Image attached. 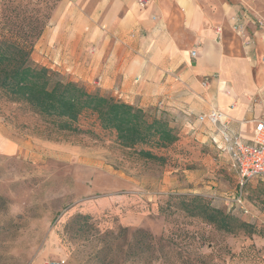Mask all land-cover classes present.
Masks as SVG:
<instances>
[{
    "label": "rangeland",
    "instance_id": "obj_1",
    "mask_svg": "<svg viewBox=\"0 0 264 264\" xmlns=\"http://www.w3.org/2000/svg\"><path fill=\"white\" fill-rule=\"evenodd\" d=\"M53 1L0 0L7 7L0 25L6 15L40 18ZM209 1L238 5L264 27V0ZM0 122L27 149L25 156H0V264H264V180L243 187L241 210L228 201L238 180L222 166L207 164L208 175L194 182L178 170L168 184L177 155L170 152L163 166L140 159L115 145L89 112L79 118L80 134L56 132L0 100ZM192 195L260 235H228L187 217L174 197Z\"/></svg>",
    "mask_w": 264,
    "mask_h": 264
},
{
    "label": "crops",
    "instance_id": "obj_2",
    "mask_svg": "<svg viewBox=\"0 0 264 264\" xmlns=\"http://www.w3.org/2000/svg\"><path fill=\"white\" fill-rule=\"evenodd\" d=\"M32 61L89 92L168 117L180 135L179 162L193 165L169 171L168 184L178 170L185 182L208 175L207 164L238 180L220 133L198 116L217 109L248 143L254 121L264 119V28L238 5L61 0ZM2 127L0 156H25L27 149Z\"/></svg>",
    "mask_w": 264,
    "mask_h": 264
},
{
    "label": "trees",
    "instance_id": "obj_3",
    "mask_svg": "<svg viewBox=\"0 0 264 264\" xmlns=\"http://www.w3.org/2000/svg\"><path fill=\"white\" fill-rule=\"evenodd\" d=\"M60 1L54 0L40 18L22 16L18 21L19 15L15 14L14 17L6 15L2 21L0 100L21 107L25 113L40 118L56 132L80 134L79 118L89 112L95 116L101 130L112 134L115 145L145 161L167 165L170 161L168 154H178L174 145L180 140L178 131L171 126L168 117L155 115L99 92H89L78 83L62 81L58 73L49 68L31 63L34 43ZM6 10L7 7L0 8L2 12ZM92 137L98 140L94 134ZM171 164L172 168H193L178 160H173ZM174 199L183 214L200 220L218 232L248 237L260 235L254 225L211 206L199 195L177 196ZM147 235L143 234V237ZM142 248L150 250V243L142 241Z\"/></svg>",
    "mask_w": 264,
    "mask_h": 264
},
{
    "label": "built area",
    "instance_id": "obj_4",
    "mask_svg": "<svg viewBox=\"0 0 264 264\" xmlns=\"http://www.w3.org/2000/svg\"><path fill=\"white\" fill-rule=\"evenodd\" d=\"M191 56L195 57L196 52L192 51ZM262 99L264 100V94ZM198 120L207 121L220 133L222 149L229 156L238 175L239 188L231 198H228V201L243 210V187L252 180H264V119L254 121V133L250 143L229 129L228 118L217 109L198 116ZM45 264H63V262L49 261Z\"/></svg>",
    "mask_w": 264,
    "mask_h": 264
}]
</instances>
